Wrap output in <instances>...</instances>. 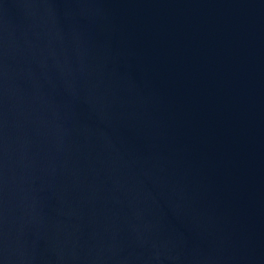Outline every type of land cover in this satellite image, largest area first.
<instances>
[{
	"label": "water",
	"instance_id": "95a60500",
	"mask_svg": "<svg viewBox=\"0 0 264 264\" xmlns=\"http://www.w3.org/2000/svg\"><path fill=\"white\" fill-rule=\"evenodd\" d=\"M0 61L264 264V0H0Z\"/></svg>",
	"mask_w": 264,
	"mask_h": 264
}]
</instances>
